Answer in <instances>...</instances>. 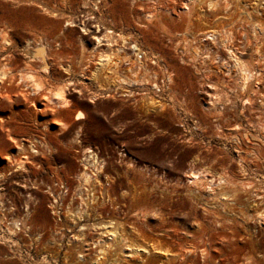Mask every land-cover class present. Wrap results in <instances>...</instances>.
<instances>
[{
  "label": "rangeland",
  "instance_id": "1",
  "mask_svg": "<svg viewBox=\"0 0 264 264\" xmlns=\"http://www.w3.org/2000/svg\"><path fill=\"white\" fill-rule=\"evenodd\" d=\"M207 1L0 0V60L11 59L0 74L14 75L0 80V264H91L106 227L124 236L121 264H264V34L243 90L224 44L199 35L228 16L246 35L252 19L264 30V0H218L198 20ZM90 17L148 52L136 76L101 72L115 46L135 57L119 38L97 46L82 28ZM40 46L46 72L25 60ZM131 244L159 251L124 257Z\"/></svg>",
  "mask_w": 264,
  "mask_h": 264
},
{
  "label": "bare ground",
  "instance_id": "2",
  "mask_svg": "<svg viewBox=\"0 0 264 264\" xmlns=\"http://www.w3.org/2000/svg\"><path fill=\"white\" fill-rule=\"evenodd\" d=\"M191 1V0H190ZM193 1V0H192ZM217 1L218 0H209V1H207L206 2V6H207V10H203V9H201L200 10V13L199 14H197V19L198 20H202V19H206V15H207V12L209 11V12H213L214 10V8L217 6ZM257 1V0H256ZM255 3H257V2H255ZM261 3H258V5H260ZM262 4H264V3H262ZM97 5V4H96ZM206 8V7H205ZM51 9V8H50ZM97 10V9H96ZM183 10L184 11H190V9H189V7L188 6H184L183 7ZM49 11V10H48ZM50 11H52V10H50ZM93 11H95V10H93ZM88 12V11H87ZM50 13V12H49ZM97 13V12H96ZM87 14H89V13H87ZM90 14H92L91 12H90ZM188 14V13H187ZM150 16V15H149ZM153 16V15H152ZM151 16V17H152ZM156 16H158V15H156ZM185 16H186V14H185ZM191 16H192V14H191ZM87 17H88V15H87ZM93 17H94V15H93ZM93 17H90V19L89 20H87L86 22H85V24H83L84 22V20L82 21L83 23V25H82V28H84L85 29V32L87 31L88 33L89 32H91V31H89V28H92L93 30H92V32H91V34L93 35V40L94 41H96V44H97V46L99 45V43H101V42H103V41H105L108 45V47H111L112 45L110 44V42H112V41H116V40H119V39H121L120 41H122V42H120L121 43V45H122V43L125 45V44H129L130 46H129V49H130V52L132 53V56H134L135 57V59L134 60H131V59H126L125 58V56H123V55H121L120 54V52H123V50H122V46H115L116 48L115 49H113L112 50V48L110 49L111 50V53L109 54V55H107V54H100L99 55V57H98V64H99V66H101L103 69H102V71L101 72H103L104 70H107V72H109V74H115V75H120V73H119V71H123V70H120L121 69V67H122V65H126L127 66V69L125 70V71H128L132 76H136L137 74H138V70H137V62L136 61H139L138 59L139 58H142L143 56H139V54L141 55V54H145V53H148V52H143L142 50H141V47L138 45V41L136 42V40H134V41H132V40H129V38H126L127 36H125V37H122V35H120V33H118L117 32V34L115 35V36H113L112 34H113V31H106L107 29H103V30H105V32L104 31H102L101 30V28L100 27H97V25L96 26H94V24H93V20L95 21V19L93 18ZM150 17V18H151ZM155 17V16H154ZM153 17V18H154ZM193 17V16H192ZM223 17V16H222ZM149 18V17H148ZM152 18V19H153ZM158 18V17H157ZM187 18V17H186ZM185 18V19H186ZM229 18V16L228 17H223V18H221L220 17V23H221V25H222V27H220V29L219 28H217V30L216 29H209V30H205L204 32H201L199 35H200V37L201 36H204V41H208V45H210V46H212V45H220L221 47H223V44H224V46L227 48V50H228V53H229V55H228V57H229V60H233V65L236 67L235 69H237V71H239V74H240V82H239V87H240V89L241 90H243V89H247V88H249V85H251L250 83H251V80H254V78H256V77H254L253 75H258V74H256V71L258 72V68H257V66H256V63H253L254 61H253V57H261L262 56V42H261V40L260 39H258L257 37L259 36V37H261L263 34H264V30H262V28H261V22L259 21V20H249V25H250V23L253 25V31L251 32V34H249V35H246V33H245V29L243 28V26H241V25H239V24H237L236 22H234V21H232L231 19H228ZM232 18V17H231ZM155 19V18H154ZM161 19V18H160ZM188 19H190V16H188ZM191 19H193V18H191ZM162 20V19H161ZM196 20V19H195ZM216 20H219V18L218 19H216ZM222 20V21H221ZM97 21V20H96ZM158 21H159V19H158ZM191 21V20H190ZM74 22V21H73ZM101 22V21H100ZM150 22V21H149ZM199 22V21H198ZM71 24H72V22H70ZM112 23V22H111ZM160 23V22H159ZM193 23V22H192ZM81 24V23H80ZM97 24H99L100 25V23H97ZM103 24V23H102ZM241 24V23H240ZM4 25H6V24H4ZM66 25H68V24H66ZM81 26V25H80ZM87 26V27H86ZM102 26V25H101ZM8 27V26H7ZM95 27V28H94ZM103 27V26H102ZM88 28V29H87ZM4 31H6V29H4ZM84 31V30H83ZM121 31H122V29H121ZM121 31H119V32H121ZM187 32V31H186ZM190 32V31H189ZM8 33V32H7ZM115 33H116V31H115ZM114 33V34H115ZM237 33H239L238 35H237ZM253 33V34H252ZM6 34V33H5ZM261 35V36H260ZM5 37H6V35H4ZM116 36H118V37H116ZM247 36V37H246ZM2 37V36H1ZM0 37V38H1ZM8 37V36H7ZM6 37V38H7ZM244 37V38H243ZM248 37H250V38H248ZM117 38H119V39H117ZM4 39V40H3ZM262 39V38H261ZM1 40V39H0ZM2 40L3 41H6L5 40V38H2ZM9 41H10V39H8ZM7 40V41H8ZM197 40V39H196ZM195 40V41H196ZM34 41V40H33ZM263 41V40H262ZM2 42V41H1ZM119 42V41H118ZM127 42V43H126ZM9 43V42H8ZM95 43V42H94ZM93 43V44H94ZM195 43V42H194ZM197 43V42H196ZM2 45L4 44L3 42L1 43ZM6 44V43H5ZM11 44V43H10ZM12 44H13V42H12ZM11 44V45H12ZM31 44V43H30ZM119 44V43H118ZM95 45V44H94ZM115 45V44H114ZM217 45L216 46H212L214 49H216V47H217ZM36 46V45H35ZM219 46V47H220ZM25 47V46H24ZM23 47V48H24ZM35 48V50H34V52H29V50L28 51H26V54H25V56H26V63L28 64V63H31V61H32V59H35V57H38L39 59H40V61L42 62V65H41V71H43V72H46L47 70H49V65H48V62H47V58H46V56H45V54H44V48L42 47V46H40V47H34ZM199 48V47H198ZM209 47H207L206 49H208ZM250 49L251 51H250V54L249 55H247L248 57H249V60L247 61V60H245V59H243V56L245 55L244 54V52H245V50L246 49ZM3 49V48H2ZM194 49L196 50V48L194 47ZM199 50H201V49H199ZM210 50V49H209ZM217 50V49H216ZM216 50H215V52H216ZM223 50V49H222ZM197 51V50H196ZM218 51V50H217ZM212 52H213V50H212ZM211 52V50L209 51V52H206V55L208 56V60H211V61H214V63L216 64V63H221V66H226V67H228V64L229 63H227L226 62V60H223V58H221L220 56L218 57V56H215V57H213L212 58V55L214 54H216V53H212ZM22 53V52H21ZM25 53V52H24ZM195 53V52H194ZM211 53H212V55H211ZM154 54V53H153ZM205 54V53H204ZM221 54V53H220ZM219 54V55H220ZM193 55V54H192ZM213 55V56H214ZM217 55H218V53H217ZM23 56V55H22ZM148 56V55H147ZM146 56V57H147ZM246 56V55H245ZM5 57V59H4V61L5 62H2L1 60H0V66H3V67H7V66H9L10 65V63H9V61L11 60H9L8 58H6V56H4ZM12 57V56H11ZM25 58V57H24ZM138 58V59H137ZM156 58V57H155ZM258 58V60L257 61H259V60H261V58L259 59ZM150 59V58H149ZM218 59V60H217ZM228 59V58H227ZM142 60V59H141ZM140 60V61H141ZM203 60V59H202ZM202 60H201V62H202ZM24 62V61H23ZM135 62H136V65L135 66H133L134 64H135ZM209 62V61H208ZM228 62H232V61H228ZM22 63V62H21ZM25 63V62H24ZM203 63V62H202ZM259 63V62H258ZM12 65V64H11ZM16 65V64H15ZM26 64H24V66H25ZM139 65V64H138ZM229 65H231V64H229ZM232 65V66H233ZM14 67V66H13ZM141 67V66H140ZM230 67V66H229ZM15 68V67H14ZM224 68V67H223ZM231 68V67H230ZM139 69V68H138ZM37 70V69H36ZM35 70V71H36ZM228 70H230V69H228ZM9 71H11V70H9ZM38 71L39 70H37L36 72L38 73ZM100 71V70H99ZM140 71V70H139ZM33 72V71H32ZM106 72V71H105ZM128 72H126V73H128ZM252 72H254V74L252 73ZM35 73V72H34ZM41 73H39V75H40ZM95 74V73H94ZM103 74V73H102ZM35 74H33V73H30L29 75H27L26 74V78L28 77V80L30 79V80H32V85H33V90H36V91H38V90H43V83H41V80H39L38 78V80H36L34 77H36V76H34ZM104 75H105V73H104ZM115 75H113V76H115ZM22 76V75H21ZM24 76V75H23ZM95 76V75H94ZM105 76H108V74L107 75H105ZM111 76V75H110ZM12 78V79H14V75L12 74V73H10V72H2L1 74H0V80H4V79H6V78ZM100 77V76H99ZM109 77V76H108ZM107 77V78H108ZM112 77V76H111ZM124 77V76H123ZM121 77L120 76H118L117 77V79H120ZM253 78V79H252ZM18 80V79H17ZM114 80V79H113ZM25 81V80H24ZM120 81L122 82L123 81V79H120ZM23 82V81H22ZM30 83H31V81H30ZM46 85V84H45ZM157 87V86H156ZM112 88V87H111ZM163 88V87H162ZM161 88V89H162ZM161 89L159 90V91H161ZM163 90V89H162ZM252 90V89H251ZM4 91L6 92V93H8V94H6V95H8L9 96V88H5L4 89ZM63 93H64V91H62L61 89L60 90H58L56 93L54 92V94L52 93L51 94V96L53 97L52 99L53 100H55V101H53L52 103L54 104V102L56 103V104H58V106L59 105H65L66 104V100L64 99V96H63ZM248 93V92H247ZM4 94V93H3ZM32 94V93H31ZM153 94H155V93H153ZM5 95V96H6ZM158 95V94H157ZM8 96H6V97H8ZM155 96V95H154ZM11 97V96H10ZM10 97H8V98H10ZM49 97V96H48ZM50 98V97H49ZM217 98V97H216ZM52 99L50 100V102L52 101ZM247 100H249V99H247ZM47 101H48V99H47ZM153 101V100H152ZM150 102H151V100H150ZM149 102V103H150ZM215 102V101H214ZM248 102H250V101H248ZM216 103V102H215ZM152 104H154V102L152 103ZM248 104V103H247ZM210 105H213V103H211ZM243 106V105H242ZM246 106V105H245ZM213 107V106H212ZM242 112H243V110H242ZM241 113V112H240ZM78 117H76L75 119L76 120H79V119H82V114H80V113H78ZM245 114H243V116H244ZM248 116V115H247ZM246 116V117H247ZM238 129V128H237ZM20 149V148H19ZM87 153H92V151L91 150H89L88 149V151H87ZM10 157H11V155L9 156V157H7L6 158V160H8V159H10ZM13 158V157H12ZM239 158V157H238ZM240 159V158H239ZM242 160V159H241ZM24 161H21L20 160V162L17 164V166H18V168L19 167H22V163H23ZM239 162V161H238ZM241 162V161H240ZM239 162V163H240ZM241 165H243V164H241ZM16 166V167H17ZM83 177H85V179L86 180H88V179H90V176L85 172L84 174H83ZM191 178L193 179V180H196V179H198L199 178V176L198 175H191ZM53 186H49V188H48V190H50V192L52 193L53 192V190H51V189H53L52 188ZM51 196H52V194H51ZM54 197V196H53ZM235 197V196H234ZM54 202H56V201H54ZM234 204V203H233ZM108 229V227H106L105 228V231L103 232L104 233V235L105 236H107L108 237V239H106V240H104L103 239V236H100V237H98L97 238V240H98V245H99V247H100V249L99 250H97L95 253H96V258H94L93 259V261H92V263L91 264H107L108 263V258L109 257H111L112 259H111V261H114L115 263H118V264H121V262L122 261H120L119 260V254H118V252L115 250V247H114V245L113 244H118L120 241H121V238L122 239H124L123 237V234L121 233V232H118V231H116V230H114V231H110V230H107ZM123 236V237H122ZM110 238V239H109ZM125 240H127V239H125ZM127 243H129L128 241H127ZM97 246V245H96ZM98 247V246H97ZM126 251L124 252V251H121L122 252V254L124 255V257H127V258H129V257H133V256H137L138 258L141 256V255H148L149 257H150V255H152V256H155L154 255V253H153V251H159L158 250V248H152L151 250H147V249H145V248H143V247H140V246H138V245H134L133 244V246H132V244L131 245H128L127 247H126ZM153 253V254H152ZM158 256H160V254L158 255ZM162 256H167V255H162ZM81 258V257H80ZM164 258V257H163ZM126 259V258H125ZM141 259V258H140ZM119 260V261H118ZM137 260V259H136ZM142 261H143V259H141ZM164 260H168V259H165L164 258ZM124 261V260H123ZM82 262H84V259L83 260H79V264H84V263H82ZM141 264H144L143 262L141 263Z\"/></svg>",
  "mask_w": 264,
  "mask_h": 264
}]
</instances>
